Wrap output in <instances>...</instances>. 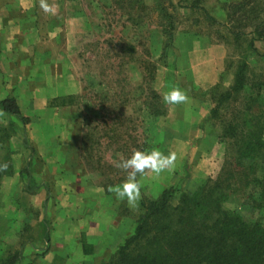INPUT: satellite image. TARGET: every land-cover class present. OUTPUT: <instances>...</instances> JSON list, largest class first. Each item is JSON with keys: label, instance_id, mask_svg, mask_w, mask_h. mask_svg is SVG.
Segmentation results:
<instances>
[{"label": "crops", "instance_id": "obj_1", "mask_svg": "<svg viewBox=\"0 0 264 264\" xmlns=\"http://www.w3.org/2000/svg\"><path fill=\"white\" fill-rule=\"evenodd\" d=\"M236 1L219 0L217 14L212 16L224 23L223 4ZM48 3L54 10L45 14L40 0H0V113L16 121L22 112L29 120L28 124L22 119L16 122L15 133H23V139L10 140L16 152L13 171L0 184V237L3 246L17 248L18 264H90L102 260L109 250L114 253L133 233L132 226L143 213V200L161 193L151 196V182L163 181V190L186 176L202 181L201 166L216 145L208 128V91L225 69L228 48L210 31L175 28L171 47L163 60L157 59L153 86L161 98L178 87L189 101L176 106L163 103L166 113L151 119L148 151L158 148L165 155L175 151L178 159L174 170L158 178L138 176L141 198L129 207L107 191L109 184L99 181L98 172H88L78 158H70V153L80 154V142L75 140L80 132L74 129L80 111L74 99L81 92V44L96 25L81 0ZM160 42L151 43L154 58ZM68 96H74V103L62 102ZM5 100L14 101L19 115L3 109ZM69 160L78 162L79 168L71 173L61 168L57 174L56 165ZM41 212L47 213L57 237L52 238L47 228L42 230ZM123 217L127 222L121 240L109 244L106 232L122 230ZM40 231L41 239H36Z\"/></svg>", "mask_w": 264, "mask_h": 264}, {"label": "trees", "instance_id": "obj_2", "mask_svg": "<svg viewBox=\"0 0 264 264\" xmlns=\"http://www.w3.org/2000/svg\"><path fill=\"white\" fill-rule=\"evenodd\" d=\"M115 1L120 3V8L128 9V21L138 25L132 10L135 9V14L141 13L147 7L143 1ZM201 2L167 0L165 5V0H153L151 10L156 13L161 42L157 46V58L140 62L141 79L149 95L144 100V108L141 107L146 117L144 120L134 117V108L127 114L126 106L133 104L128 94L120 99L97 95L96 104H88L95 119L84 122L82 142L89 147H99L101 138H106L108 147L113 142H122L113 150L121 151L126 158H130L133 150H148L147 137L143 136L145 121L166 113L161 95L153 86L156 62L164 59L173 43L174 12L198 10L211 24L226 27L224 43L230 39L238 49L228 64L234 66L231 84L219 90L217 83L208 91L212 102L208 122L219 125V130L212 132L216 144L219 141L224 145L223 163L215 177L204 178L193 190L171 186L154 199H144L143 213L133 233L101 264H264V103L261 98L264 80L256 81L250 70V56H262L254 41L264 42V7L259 0L230 2L226 21L220 23ZM242 41H247L243 47ZM73 99L74 96H68L62 102L74 103ZM1 106L19 115L13 100L1 101ZM119 118L128 121L123 130ZM100 127L102 135H97ZM10 129L6 132L0 125V163L9 165L7 171H0V184L13 171ZM140 137L144 140L139 142ZM125 177L123 174L108 184ZM2 247L0 237V264H18V252L5 256Z\"/></svg>", "mask_w": 264, "mask_h": 264}, {"label": "rangeland", "instance_id": "obj_3", "mask_svg": "<svg viewBox=\"0 0 264 264\" xmlns=\"http://www.w3.org/2000/svg\"><path fill=\"white\" fill-rule=\"evenodd\" d=\"M142 1L147 7L144 8L141 13L135 14V9L132 10L133 17L136 18L137 21H139L138 25H134L131 24L127 19L128 14L126 13V11L128 9H125L123 7L120 8V3H116L115 0H81L82 6L88 9L90 18L93 21L92 24L96 25V29L94 33H91L90 36L84 39L81 44V92L74 99L76 102L75 105L80 111V117L74 125L75 133L80 132L78 134L76 133L77 137L75 138L76 141L80 142V149H78L80 154L79 156H74L72 153H70V158H78L80 167L87 170L88 172H98L100 174L99 181L101 183L108 184V181H114L125 174L124 172L116 168L115 165L121 159L126 158V155H123L121 151L113 150L122 142H113V144H111L112 148L110 146H107L106 138L100 139L99 147H97L98 145H96L95 147H89L86 142L85 144H83L84 141L82 142V134L85 127L84 122H87L88 120L92 121L95 119V113L92 110L90 112L88 104H90V102L96 104L97 95H101L102 97H115L118 99L128 97V95H130V102L133 103V107L132 105L130 107L126 106L125 109H127L128 111L127 114H131L130 112L132 111V108H134L135 112H133L132 115L134 117H137L138 119H145L146 114L144 110L142 112V108H144V100L149 95L147 94L148 90L146 89V83L141 79L140 74L143 72V70L140 66V62L145 58L151 59L152 61L154 60V55L151 51V43L152 41L156 42L157 40H161V36L159 33L160 28L157 27L156 13L151 10L153 0ZM202 1L203 2H201V4H210L209 7L205 5V8L208 9L211 15L217 14L216 9L220 5L219 0ZM259 2L264 7V0H259ZM165 5H167V0H165ZM223 6L227 8L228 4L224 3ZM197 12L198 10L188 11L187 9H179L178 11H175L174 14L176 19V28L191 29L201 33L210 31V33L214 35L218 43H223L224 45H226V47L228 48V57L226 60L227 69H224L220 72V74L218 75V81L216 82V84L219 83V90H223L227 88L232 82V73L234 66H232V64H228L229 60H231L230 56H236L235 54L238 53V49L235 48V45L230 39L227 44L224 43L223 35H227L226 27H222L217 24H211L204 17H201L202 11H200V13ZM240 16L241 14L238 15V17ZM241 23H243L242 19ZM156 33L158 34L156 35ZM246 42L242 41V47L245 46ZM254 45L259 50V53L262 56H258L257 58L250 56V70L252 73H254V79H256V81H263L264 42L254 41ZM261 98L262 102L264 103V86L261 87ZM210 106H212L211 101ZM227 111L228 110H224V112ZM16 118L17 119L15 121V117L6 115L0 116V125L4 126L6 132H8V130L10 129L9 126H12L14 128V130L10 129V131L12 132L10 140H13L14 137H16L18 134L15 131L17 120L23 118L22 120H20L21 122H24V124L29 123L28 118L24 115L22 116V112ZM120 120L119 121L123 124V126L121 127V129L123 130L124 126L128 124V121L123 120L122 118ZM153 124L154 122H152L151 119H147V121H145V133H143V136L147 137L148 143H150V131L153 128ZM208 128L210 129V131H218L219 125L209 124L208 122ZM99 129L100 130L98 131L100 132H98L97 135H102V128L100 127ZM110 134H112V132L108 133V135ZM132 134H134V132H132ZM23 136V133H21L15 138V140L20 141V138L23 139ZM144 137L143 139L142 137H140L139 142L144 140ZM148 143L147 145H149ZM10 148H12L11 145ZM15 152L16 150L12 149V163ZM223 160L224 145L217 141V144L210 154V157H208L201 166L202 178L204 179L206 177H215L217 172L221 168ZM79 164L78 162L75 163L73 160L64 161L61 163L60 167L59 165H56L57 174H59L61 168L64 172L71 173L75 168H79ZM162 182L163 181L160 180H154L153 182H151L153 191L151 195L152 197H155L159 192L162 191ZM165 182L166 181H164V183ZM200 182L194 180L191 176H186L184 179L178 178L177 182L175 183V187H178L180 189L183 188L186 190H193ZM105 186L108 187L109 185ZM41 210L44 211V209ZM117 212L119 213L118 210ZM41 215L44 216V219H41L42 230L44 229L45 231V229L47 228L51 231L50 233L52 235V238L54 235L57 237L55 232L52 230V227L54 226L53 223L50 222L47 213L41 212ZM116 215L120 214H114L113 217H115ZM103 217L104 219H106L108 216L105 215ZM123 219H125V222L122 223V230L116 229L112 230L110 233L106 232L105 235H107L109 244L116 243L117 241L121 240V234L124 233L127 222V219L125 217H123ZM1 223H3V219H0V224ZM134 226L135 225L132 226V232ZM35 238L41 239V231ZM2 249V254L5 256L8 254H12L14 251H17V248L15 246H3ZM112 254L113 250H109L102 260H95L93 262L91 260L90 264H101L102 262L107 261Z\"/></svg>", "mask_w": 264, "mask_h": 264}, {"label": "clouds", "instance_id": "obj_4", "mask_svg": "<svg viewBox=\"0 0 264 264\" xmlns=\"http://www.w3.org/2000/svg\"><path fill=\"white\" fill-rule=\"evenodd\" d=\"M40 8L45 14L52 13L54 5L48 0H40ZM51 35V34H50ZM163 103L167 106L185 104L189 97L178 87L172 88L162 94ZM3 113H0L2 116ZM178 156L175 151H169L165 155L158 148L150 151L133 150L130 158L121 159L115 167L126 174V179L116 185H109L107 191L112 193L118 201H126L129 207H134L141 198V183L137 177L153 176L158 178L166 171L174 170ZM9 165L0 163V171H7Z\"/></svg>", "mask_w": 264, "mask_h": 264}]
</instances>
